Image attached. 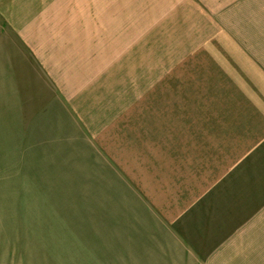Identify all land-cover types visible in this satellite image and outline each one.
<instances>
[{"label":"crops","instance_id":"1","mask_svg":"<svg viewBox=\"0 0 264 264\" xmlns=\"http://www.w3.org/2000/svg\"><path fill=\"white\" fill-rule=\"evenodd\" d=\"M186 6L187 0H0V14L3 24H38L34 38L45 47L41 24L84 31L95 25L106 36L105 24H187ZM18 27L17 40L23 45L24 38L30 53L24 60L50 92L41 107L57 118L52 144L59 156L81 150L88 165L83 187L94 190L99 207L84 235L88 252L97 254L91 264H264V24L262 32L238 25L244 29L232 37H211L185 54L179 75L211 77L210 100L168 106L158 117L135 111L136 103L95 128L73 106L90 88L92 68L76 73L73 59L53 48L43 53Z\"/></svg>","mask_w":264,"mask_h":264},{"label":"rangeland","instance_id":"2","mask_svg":"<svg viewBox=\"0 0 264 264\" xmlns=\"http://www.w3.org/2000/svg\"><path fill=\"white\" fill-rule=\"evenodd\" d=\"M186 22L105 24L107 37L95 25L85 32L83 25L41 24L44 47L34 38L38 24H3L0 14V264H91L97 256L84 245L90 214L99 212L94 190L88 194L83 187L88 165L81 150L72 158L59 156L52 144L49 130L57 118L41 107L50 92L24 60L30 53L24 38L23 45L17 40L18 26L43 53L53 48V54L73 59L76 73L92 68L91 86L76 94L73 106L95 128L109 126L136 103L145 109L135 111L158 117L168 106L210 100L212 78L180 76L179 63L189 51L208 46L211 37H232L244 29H235L238 25L262 32L264 0H187Z\"/></svg>","mask_w":264,"mask_h":264}]
</instances>
